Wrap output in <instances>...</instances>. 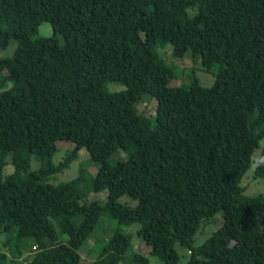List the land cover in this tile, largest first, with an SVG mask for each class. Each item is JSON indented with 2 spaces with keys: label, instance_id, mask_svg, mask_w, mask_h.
I'll use <instances>...</instances> for the list:
<instances>
[{
  "label": "trees",
  "instance_id": "obj_1",
  "mask_svg": "<svg viewBox=\"0 0 264 264\" xmlns=\"http://www.w3.org/2000/svg\"><path fill=\"white\" fill-rule=\"evenodd\" d=\"M107 2L0 0V50L27 40L30 58L0 61V261L78 264L100 221L109 235L93 241L88 264H149L138 253L123 260L130 224L149 227L141 242L159 264L178 263L175 246L184 264H264V194L239 186L251 163L264 189V0ZM150 17L153 40L142 30ZM41 23L51 36L37 35ZM101 43L112 74L99 65ZM167 45L211 73V86H168L174 73L157 53ZM143 97L154 101L149 117L136 110ZM58 142L73 147L54 165ZM81 148L86 166L51 184ZM7 157L21 165L3 174ZM89 193L105 199L85 201Z\"/></svg>",
  "mask_w": 264,
  "mask_h": 264
},
{
  "label": "rangeland",
  "instance_id": "obj_2",
  "mask_svg": "<svg viewBox=\"0 0 264 264\" xmlns=\"http://www.w3.org/2000/svg\"><path fill=\"white\" fill-rule=\"evenodd\" d=\"M116 0H108L107 5L112 6L113 3ZM185 12L187 14H193L195 13V7L189 6L185 9ZM156 23L153 17H150L147 19V21L144 24L143 30V37L148 40H153L157 37V28ZM37 35L40 37H49L51 36V30L49 26L46 23H41L38 26L37 29ZM66 41V35L61 34L59 36V43ZM27 40H16V42H13L6 46L4 49L0 50V61L9 62V61H16L21 64H27L30 60L29 56L26 53L27 50ZM171 47L165 46L162 49H159L157 51L158 55L160 56L163 64L171 68L174 73V79L171 80L168 83V86L170 87H181L182 89H187L192 82L193 78L196 79L197 83L201 87H209L211 86L213 82V76L211 73L203 72L200 68L199 64L192 63L191 60L187 55H184L181 58H173L171 56ZM97 59L99 62V65L101 67L103 74H112L115 71V66L113 61L109 58L108 54V48L105 43H101L98 46L97 49ZM65 76V71H61V77L63 78ZM115 88H118L116 85H109L108 89L114 90ZM143 100L139 102L136 105V110L138 113L143 115L144 117H149L153 114L154 105L153 100L148 99L147 97H143ZM145 99V100H144ZM150 100V101H149ZM153 101V102H152ZM55 148V152L51 156V162L52 164H57L59 161L62 160L63 156L66 154L67 151L71 150L73 145L69 142H58ZM253 158L256 156V152L253 153ZM88 156L84 148H81L77 154L74 160H72L67 167L62 170L59 173L52 174V178H49V182L51 184H57V183H64L67 182L77 175V169L82 164L83 166H86L88 163ZM15 164L16 166H20L21 163L19 160H12L11 158H6V165L5 170L3 174L6 172H9ZM38 163L35 160H32L29 164V170L37 169ZM252 164H249V167L247 171L244 173V175L241 177L239 186L242 189V193L245 196H252L257 194H264V189L262 188L261 184L252 179ZM87 171L90 175H93L96 171V167L91 166L87 167ZM105 199L104 193H89L85 197V201H102ZM118 203H128L129 205H133V200H127L124 197H121L118 199ZM96 228L94 229L93 233L87 238L85 243L81 246L79 251L77 252V255L81 258L78 264H88L90 261L87 257V253L89 248L91 247L93 241L95 239H100L102 237H107L109 235V231L106 230L104 232V225L102 222L96 223ZM115 226V224H112ZM8 227V223L6 221V218L4 217L3 212L0 210V240L3 241L4 238L8 235V232L3 229V227ZM123 233L130 235V248L129 250L124 254L123 260L125 261L126 258L130 253H138L141 256H144L148 259L149 264H159L157 259L155 257H152L149 255V249L147 246H145L141 242V238L147 233L148 228H139L136 224H130L125 227H121ZM214 230V228H208V232H211ZM103 235V236H102ZM197 234L194 238V244L197 245L198 241H196ZM205 237V236H204ZM203 237V238H204ZM30 250V245L27 244L21 252V256L18 257V260L21 259L25 254H27ZM175 251L178 255V263L177 264H184L186 260V253L182 248L175 246ZM0 252L6 253V251L3 249V246L0 245ZM74 255H68L64 256L62 260L65 263H68ZM3 261H0V264H3Z\"/></svg>",
  "mask_w": 264,
  "mask_h": 264
}]
</instances>
